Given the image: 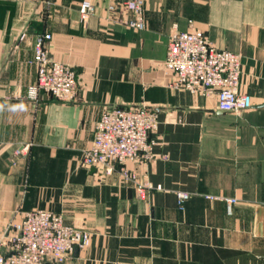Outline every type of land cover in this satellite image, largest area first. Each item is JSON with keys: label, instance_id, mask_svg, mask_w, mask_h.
<instances>
[{"label": "crops", "instance_id": "0c3cea01", "mask_svg": "<svg viewBox=\"0 0 264 264\" xmlns=\"http://www.w3.org/2000/svg\"><path fill=\"white\" fill-rule=\"evenodd\" d=\"M81 0H0V237L25 212L61 214L91 235L65 264H264V0H145L146 29L88 22ZM242 56L253 108L221 112L215 97L170 86V37L189 22ZM79 76L74 102L41 93L35 45ZM159 108L154 162L128 167L153 189L82 165L96 123L114 107ZM178 192L190 194L184 210ZM207 196L236 199L229 205Z\"/></svg>", "mask_w": 264, "mask_h": 264}, {"label": "built area", "instance_id": "2783aa9c", "mask_svg": "<svg viewBox=\"0 0 264 264\" xmlns=\"http://www.w3.org/2000/svg\"><path fill=\"white\" fill-rule=\"evenodd\" d=\"M84 22L95 15L96 0H81ZM108 24L143 31L146 29L145 0H110L103 18ZM187 31L175 30L169 41L163 70L173 76L170 86L206 98L215 97L221 112L242 114L253 108L252 97L242 92V56L214 46L206 33L189 22ZM49 33L37 36L35 60L37 81L30 98L44 93L60 102H74L79 94V76L70 66L54 61L47 50ZM160 126L153 108L114 107L105 111L95 125L93 144L83 156L82 165L95 169L102 178L119 174L121 180L136 186L143 196L153 186L128 167L131 162L155 161L156 143L150 139ZM178 205L184 210L190 194L178 192ZM229 205L236 199L207 196ZM90 233L65 222L63 215L49 210L25 212L20 222L8 227L0 237V264H65L77 251L89 247Z\"/></svg>", "mask_w": 264, "mask_h": 264}, {"label": "water", "instance_id": "95a60500", "mask_svg": "<svg viewBox=\"0 0 264 264\" xmlns=\"http://www.w3.org/2000/svg\"><path fill=\"white\" fill-rule=\"evenodd\" d=\"M261 107H264V105H262ZM153 110L158 113L159 111H161V109L159 108H153ZM93 172H95V169L92 170Z\"/></svg>", "mask_w": 264, "mask_h": 264}]
</instances>
